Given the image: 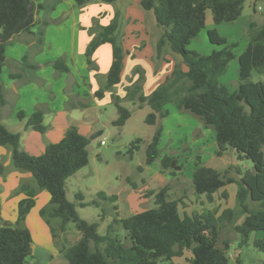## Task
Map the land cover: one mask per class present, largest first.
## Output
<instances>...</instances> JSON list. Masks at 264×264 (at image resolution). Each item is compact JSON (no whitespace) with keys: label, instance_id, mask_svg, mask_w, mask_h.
I'll use <instances>...</instances> for the list:
<instances>
[{"label":"trees","instance_id":"16d2710c","mask_svg":"<svg viewBox=\"0 0 264 264\" xmlns=\"http://www.w3.org/2000/svg\"><path fill=\"white\" fill-rule=\"evenodd\" d=\"M29 1L32 11L27 16L26 0H0V71L5 62V46L18 32L30 34L35 47H40L44 42V28L49 20H34V5L32 0ZM244 1L141 0V7L152 10L156 23L163 28L155 44V63L158 64L165 46L180 57V62L148 95L141 91L143 75L140 71L138 77L126 87L123 98L117 95L112 97L117 110L112 124L116 126H122L131 115V111L122 104L123 100L135 101L138 106L149 105L151 111L144 119L148 124H155L157 117L166 116L168 110L165 105L174 103L178 109L192 112L206 127L214 130L217 156L232 149L237 159H249L251 168L229 165L216 169L202 164L200 156L196 155V166L191 173L194 192L205 194L208 200H212V194L220 187L234 182L237 185L235 199L238 211L226 207L218 214L215 208L204 209L201 213L181 214L179 201L168 197V187L164 185L148 191L153 196L154 206L128 216L112 217L105 232L100 233L97 230L98 221L81 217L76 203L67 198L65 190L66 178L88 163L89 138L80 133L75 125H70L59 141L48 143L41 154L35 155L23 150L19 133L9 130L0 121V145L10 148L14 167L29 171L50 195L48 205L40 212L47 221L52 217L60 220L57 227L51 225L52 235L63 231L68 222H72L80 233L79 238L65 248L64 254L69 264H157L163 260L173 264L172 257L181 255L185 249L192 252V264H229V241H220V229L223 221L233 222L239 214L243 218L234 224V229L241 237L240 243L246 244L252 232L260 231L262 235L254 238L252 244L264 252V21L249 22V39L237 57L238 84L233 90L221 83L219 76L234 57L236 43H228L226 37L212 28L207 30V34L210 42L218 48L202 54L187 47L204 28L208 9L214 23L229 22L240 16ZM75 2L81 6L87 0ZM53 7L54 4L48 9ZM255 8L256 2L253 3ZM121 22V12L115 10L110 23L97 25L95 35L85 49L86 61L90 66L97 46L103 42L111 44L112 60L103 87L95 91L98 97L120 79L124 55L120 40ZM35 24H38L37 29L32 31L31 27ZM180 63L186 69H182ZM51 64L57 71H69L63 58H56ZM20 65L22 71L30 74L37 69V64L28 59V54L22 57ZM253 70L263 77L252 80ZM17 76H21V73H11V77ZM3 103L0 83V106ZM43 112V108L36 109L26 117L25 125L44 132ZM16 114L20 119L25 118L22 111ZM160 136L161 126L157 125L146 147L145 162L151 164L159 158L163 168L172 170L171 162L176 157L160 156ZM2 170L0 165V172ZM226 195L223 191L222 196ZM75 197L80 206L86 204L81 201L83 196L80 192L75 193ZM97 197L110 202L117 200V194H107L103 190L97 192ZM92 203L98 204L99 201L94 199ZM113 207L117 208L116 204ZM24 212L25 209H21L20 215ZM114 224L124 230L121 239L113 234ZM31 252V235L25 226H0V264H23ZM234 264H241V260L237 258Z\"/></svg>","mask_w":264,"mask_h":264},{"label":"crops","instance_id":"0c3cea01","mask_svg":"<svg viewBox=\"0 0 264 264\" xmlns=\"http://www.w3.org/2000/svg\"><path fill=\"white\" fill-rule=\"evenodd\" d=\"M121 1V9H123L124 15L120 28V40L124 49V55L120 79L111 88L104 90L101 97H98L95 91L104 85L105 77L112 60L111 44L103 42L97 46L91 56L92 64L90 66L86 61L85 49L91 38L95 35L90 30L93 23L91 22L94 17L93 15L97 17V20L94 21L96 25H107L114 15L116 5L114 7L104 3L101 6L100 3H97L101 7L95 9L94 14L89 15L91 19H88L83 14H79L80 8L75 0H58L57 2L55 0H32L34 5V20H49V23L44 28V42L40 47H35L34 39L30 34L18 32L5 46V62L0 71V83L4 96V103L0 106V121L9 130L19 133L20 146L26 152L35 155L41 154L48 143L59 141L70 125H75L79 132L85 136H87V133L97 131L99 127H94L93 123L99 117L98 106L104 105L109 101L113 102V95L123 98L126 94V87L138 77L140 71L143 75L141 91L144 95H148L175 68L177 60H180V57L172 53L167 46L163 47L158 64L155 63V44L163 32V28L156 23L153 12L151 13L150 10L143 9L140 4L141 0ZM52 4H54V7L49 10L48 8ZM238 17L233 21H236ZM207 19L206 17L205 26L202 29H205L207 32L208 29L214 28L219 35L223 36L220 33L221 31L217 29L218 23H214L212 17L208 19L209 22H207ZM251 20V15L243 20L244 31L246 32V44L249 39L248 27ZM37 25H33L31 30L35 31ZM201 30L198 35L202 32ZM96 31L97 27L94 32ZM190 42L192 43V41ZM218 47L211 44L205 46V53L202 54H208ZM242 50L237 52L233 48L234 57L232 59L235 58L237 60ZM199 51L202 50L199 49ZM25 54H28V59L31 62L37 64V69L32 74L24 72L21 69L20 60ZM56 58H63L69 71H57L51 64V61ZM236 66L238 74V61ZM180 67L186 69L183 63H180ZM234 67L235 65L233 64ZM11 73H21V76L11 77ZM68 73H71L74 79L72 90L65 92L64 80ZM222 75L219 76V81ZM223 81L225 82V80ZM220 82L223 83L222 81ZM223 84L228 88L231 87L227 83ZM233 89L234 87L231 88V90ZM124 102L125 100L122 101V103ZM132 104L133 107L136 106L135 101H132ZM165 107L168 110L167 115L157 117L155 124L156 126H161L158 147L160 149L162 144L165 147L160 156L165 154L171 156L174 151L169 144V140L172 138L171 135H174V132L177 134V129L178 132L183 131L187 123L192 124L193 119L191 116L186 115L183 110L179 111V109H176L177 107H168L167 104ZM38 108L44 109L43 123L46 126L44 132H39L25 125L26 117ZM18 111H22L25 118H18L16 114ZM116 117L112 118L111 122ZM128 119L119 127H123ZM195 128L197 130H194ZM82 129H87L88 132ZM99 131L102 132V130ZM189 131L196 133L195 142H197L199 151L210 148L209 151L215 154V132L212 128L206 127L200 120L198 125L191 126ZM166 142L168 145H166ZM11 162L10 148L0 145V165L3 167L2 172H0V226L4 224H22L30 232L32 248L38 246L46 251L49 262L53 261V254L55 257L61 256L60 258H65L66 264H69L64 254L67 243H72L66 236L69 227L68 223L65 225L63 231L58 232L56 236L52 235L51 225L57 227L60 220L52 217L47 221L46 217L40 212L42 208L48 205L50 197L48 191L38 184L29 171L14 167ZM201 163L207 165L203 160ZM159 164V160L158 163L153 161V164H148L149 166L146 168L149 179L152 176L162 179L159 176L160 174L166 184L169 182L182 184L181 176H186L187 181L191 183L192 170L188 174L185 173L181 165L177 166V160H174V166L178 169L177 172L169 168L167 171H160ZM141 182L146 184L148 179L142 177ZM190 185L191 192L188 194L181 188L182 197L180 199L168 195L169 198L179 201V210L182 207L183 214L201 213L204 209H214L220 204L221 208L217 209L218 214L219 210L226 208V206H223L225 198L222 196V192L224 191L227 195L229 194L235 198L237 190V185L234 182L228 183L212 194V200H208L205 194H196L192 184ZM228 185L232 187L229 188ZM148 197L141 192L135 193L133 189L125 195L126 201L134 209L141 203H145L144 200L149 199ZM81 201L86 203L85 205L88 204L83 198ZM23 208L25 212L21 216L20 210ZM254 232L253 239L262 235V233H258L259 231ZM79 236L80 233L78 232L76 239ZM59 238L62 240L61 246H57V239ZM30 256L34 257L32 252L25 257L23 264H35L38 257L28 261L27 258ZM191 257L192 252L185 249L181 255L173 256L171 261L173 264H192ZM237 258H239V254L234 257V260ZM164 261L170 264L169 261Z\"/></svg>","mask_w":264,"mask_h":264},{"label":"rangeland","instance_id":"374dc122","mask_svg":"<svg viewBox=\"0 0 264 264\" xmlns=\"http://www.w3.org/2000/svg\"><path fill=\"white\" fill-rule=\"evenodd\" d=\"M256 2V8L253 9V3ZM110 4L115 7V10H119L121 12V17L124 15L123 9H121L122 1L117 0L114 2H105L102 0H87V2L81 6H79V14H83L84 17H88L90 14H94V10L98 9L99 4ZM118 6V7H117ZM123 8V7H122ZM152 13V10H150ZM251 15L252 20L261 23L264 21V1L262 0H245L243 5V10L240 16L236 21L230 22H221L218 23V30L220 33L229 39L228 43H236L234 50L240 51L246 46V32L243 27V20L247 19L248 16ZM92 18V27L90 30L94 32L96 30L97 20L96 15H93ZM206 17L210 19L211 11L208 9L206 11ZM207 19V22H209ZM123 22V20H122ZM200 34L193 38L187 47L189 49H201L202 51L197 50L200 53H205L204 47L209 46L210 44L216 46L210 42L208 34L205 29L201 30ZM197 47V48H196ZM209 52V51H207ZM179 63L180 60L178 59ZM233 64L235 67L233 68ZM237 60L231 59L226 71L221 76V80L223 83H227L228 86L236 87L238 84V75H237ZM263 77L262 74H259L255 70L251 73V79L257 81ZM225 80V82L223 81ZM103 87V86H102ZM113 101V100H112ZM126 108L131 111L130 118L126 122L123 127L116 126L112 124V118L116 117L117 110L114 106L113 102H107L104 105L98 106V114L99 117L94 120L93 126L99 127L97 131L102 130L101 134L92 137V135L97 131H92V133H87L89 137V144L87 146L88 149V163L81 168H79L76 172L70 175L66 179L65 190L66 196L70 201L76 202V210L78 214L89 220V221H98V232L104 233L106 230L107 224L112 220V217H124L133 213L135 210H142L143 208H149L154 206L153 196L148 194L150 189H158L163 185L168 187V195L171 197H178L179 199L182 197V189L186 194L191 192V183L187 181L186 176H181L182 184H177L173 182H169L166 184L163 177L159 174L162 179H157L155 176L152 178H148L147 168L149 165L146 164V147L149 143L152 134L155 130L156 124H148L145 122L146 114L151 111V108L147 104H143L138 106L139 104L136 102V106L133 107L132 101L125 100L122 103ZM168 107H175L174 103H168ZM178 109V108H176ZM179 111H182L179 109ZM186 115L192 117V124L187 123V126L183 129V131H179L177 129V134L174 132V135H171L172 138L169 140V144L172 147L173 156L176 157L178 161V165L182 166V170L185 173H190L192 168L196 166V155H201V161L205 162V164L210 165L216 169H224L229 165H239L241 169L251 168L252 163L247 158L237 159L234 150L227 149L226 152L217 156L216 154L211 153L210 148L203 149V151H199L197 148V142H195L196 133L189 131L191 126H197L200 118L193 114L188 110H183ZM92 128V127H90ZM85 132H88L87 129ZM194 130H197L195 128ZM198 132V131H197ZM101 138H105V143L101 144L99 140ZM133 145H136L135 147ZM166 145L168 143L166 142ZM133 146V147H132ZM163 144L160 146L161 153L165 150ZM169 150V149H168ZM199 155V156H200ZM158 160H155V163H158ZM176 163V162H175ZM12 164V162H11ZM153 164V162H152ZM156 165V164H155ZM170 169V168H169ZM160 171H167L168 168H163L161 164H159ZM178 169L175 168L174 164L172 167V171L177 172ZM192 172V171H191ZM234 175V173L232 172ZM186 175V174H185ZM127 177V178H126ZM144 177L148 179V182L142 183L141 178ZM229 188L232 187L228 185ZM133 189L135 193H144L149 196L147 200H144L145 203H141L135 209L129 205V203L125 199V195L129 193V191ZM103 190L107 194H117V200L115 202H110L108 200H102L97 197V191ZM80 191L83 195V200L88 204L85 206H80L77 204L78 199L75 197V193ZM223 206L231 207L238 211V205L236 199L231 195H226ZM96 199L99 201L98 204L92 203V201ZM114 204H116L117 208H114ZM221 208V205L218 204L215 209ZM221 210H219L220 212ZM180 212L182 214V207H180ZM243 215L239 214L233 222L223 221L220 229L219 239L229 241L228 242V255H229V264H234V257L239 254V259L241 260V264H259L264 263V252L258 250L253 244L252 239L255 235V232H252L249 236V240L246 244L240 243V235L234 229V224L241 222ZM68 230L66 232L67 238L74 242L78 236V232L74 227L72 222H68ZM114 232L113 234L122 238L124 234V230L118 225L114 224ZM261 233L260 231L258 232ZM61 238L57 239V246H61ZM70 243V242H69ZM68 244V243H67ZM46 253V251H45ZM54 257L53 261L49 262V259L46 255L45 259L40 260L39 258L36 260L35 264H66L65 258ZM36 256H30L28 261L35 259ZM56 258V259H55ZM157 264H167V262L159 261Z\"/></svg>","mask_w":264,"mask_h":264},{"label":"water","instance_id":"95a60500","mask_svg":"<svg viewBox=\"0 0 264 264\" xmlns=\"http://www.w3.org/2000/svg\"><path fill=\"white\" fill-rule=\"evenodd\" d=\"M26 3H27V16L30 15L31 11H32V5L30 3L29 0H26ZM73 75L71 73H68L66 75V78H65V88H64V91L65 92H70L72 90V83H73ZM101 133V131H98L97 133H94V135H92V137L94 136H97ZM174 164V161L171 162V166H173ZM32 254L36 257H38L40 260H43L45 259L46 257V253L45 251L41 248V247H38V246H35L32 248Z\"/></svg>","mask_w":264,"mask_h":264},{"label":"built area","instance_id":"2783aa9c","mask_svg":"<svg viewBox=\"0 0 264 264\" xmlns=\"http://www.w3.org/2000/svg\"><path fill=\"white\" fill-rule=\"evenodd\" d=\"M99 142H100L101 144H104V143H105V138H101V139L99 140Z\"/></svg>","mask_w":264,"mask_h":264}]
</instances>
